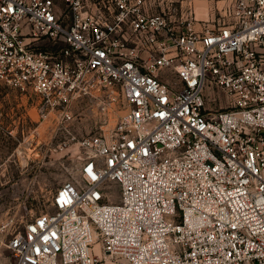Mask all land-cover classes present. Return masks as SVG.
I'll return each mask as SVG.
<instances>
[{
  "label": "built area",
  "instance_id": "obj_1",
  "mask_svg": "<svg viewBox=\"0 0 264 264\" xmlns=\"http://www.w3.org/2000/svg\"><path fill=\"white\" fill-rule=\"evenodd\" d=\"M149 6L0 0V85L60 124L99 95L122 109L0 264H264V0L198 27Z\"/></svg>",
  "mask_w": 264,
  "mask_h": 264
},
{
  "label": "rangeland",
  "instance_id": "obj_2",
  "mask_svg": "<svg viewBox=\"0 0 264 264\" xmlns=\"http://www.w3.org/2000/svg\"><path fill=\"white\" fill-rule=\"evenodd\" d=\"M150 1L149 11L179 18L190 10L196 26H212L228 0ZM216 92L220 96L216 104H227L228 96ZM31 98L35 99L0 85V224L8 223L0 230V257L7 262L13 260L4 244L8 230L16 231L29 218L52 209L53 191L77 167L79 141L107 132L116 122L114 115L122 112L111 97L99 95L76 104L73 118L60 124L54 115L38 118ZM111 198L117 199L115 191ZM99 250L98 244L91 247ZM102 264L128 263L111 257Z\"/></svg>",
  "mask_w": 264,
  "mask_h": 264
},
{
  "label": "crops",
  "instance_id": "obj_3",
  "mask_svg": "<svg viewBox=\"0 0 264 264\" xmlns=\"http://www.w3.org/2000/svg\"><path fill=\"white\" fill-rule=\"evenodd\" d=\"M196 26V25H195ZM199 26V25H198ZM198 26H196V27H198Z\"/></svg>",
  "mask_w": 264,
  "mask_h": 264
}]
</instances>
